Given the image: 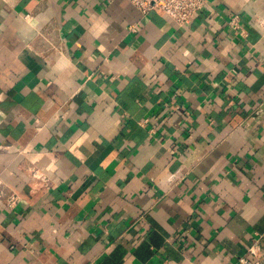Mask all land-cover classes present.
Returning a JSON list of instances; mask_svg holds the SVG:
<instances>
[{"label": "crops", "instance_id": "0c3cea01", "mask_svg": "<svg viewBox=\"0 0 264 264\" xmlns=\"http://www.w3.org/2000/svg\"><path fill=\"white\" fill-rule=\"evenodd\" d=\"M263 107L264 0H0V264L264 254Z\"/></svg>", "mask_w": 264, "mask_h": 264}, {"label": "built area", "instance_id": "2783aa9c", "mask_svg": "<svg viewBox=\"0 0 264 264\" xmlns=\"http://www.w3.org/2000/svg\"><path fill=\"white\" fill-rule=\"evenodd\" d=\"M141 13H146L152 9H159L163 11L170 19H172L179 26L189 23L203 8L205 0H128ZM229 27L237 29L238 15L232 16L228 21ZM264 109V107H263ZM259 109L258 111H260ZM31 177L39 179L42 174L38 170L30 169ZM4 195L2 188V181L0 179V197ZM16 193L11 192L6 196V205L11 207L17 201ZM240 264H264V254L258 244H253L248 248L247 256H240L238 258Z\"/></svg>", "mask_w": 264, "mask_h": 264}]
</instances>
